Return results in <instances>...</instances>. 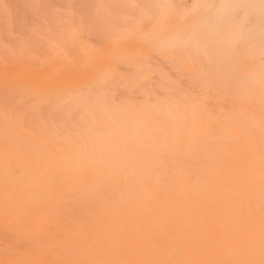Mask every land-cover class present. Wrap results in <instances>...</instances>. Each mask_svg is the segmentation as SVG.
<instances>
[{
  "label": "bare ground",
  "instance_id": "6f19581e",
  "mask_svg": "<svg viewBox=\"0 0 264 264\" xmlns=\"http://www.w3.org/2000/svg\"><path fill=\"white\" fill-rule=\"evenodd\" d=\"M0 264H264V0H0Z\"/></svg>",
  "mask_w": 264,
  "mask_h": 264
}]
</instances>
